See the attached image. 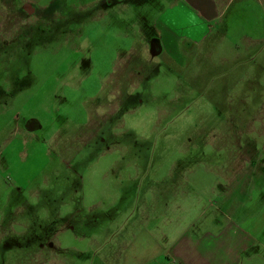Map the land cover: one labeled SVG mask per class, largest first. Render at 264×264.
Returning a JSON list of instances; mask_svg holds the SVG:
<instances>
[{"label":"rangeland","instance_id":"1","mask_svg":"<svg viewBox=\"0 0 264 264\" xmlns=\"http://www.w3.org/2000/svg\"><path fill=\"white\" fill-rule=\"evenodd\" d=\"M178 241L264 264V0H0V264Z\"/></svg>","mask_w":264,"mask_h":264},{"label":"crops","instance_id":"2","mask_svg":"<svg viewBox=\"0 0 264 264\" xmlns=\"http://www.w3.org/2000/svg\"><path fill=\"white\" fill-rule=\"evenodd\" d=\"M170 10L175 11V10H177V7H173ZM177 13L175 15H177ZM161 34H162V32H161ZM152 43L155 45L156 51H159V50L164 51V47H163L161 40L153 39ZM260 176H261V174H260ZM240 178L245 180L244 178H248V176H245V177L239 176L236 179L239 181ZM238 181H237V186L234 187L233 189L240 188L239 186L241 185L242 182L241 181L238 182ZM244 182H246V181H244ZM185 242H187V241H185ZM185 242L184 243L182 242V244H181L180 241H178L173 246L170 245L169 248L166 247L167 249H169V252H171V259L174 262L173 264H210L209 261L211 259L208 257H212V256H210V255L204 256V254H202V253L200 254L198 252V247L194 246L195 247L194 248L193 246L189 245L190 244L189 242H187V243H185ZM211 245L214 246L213 243H211ZM231 261H234L233 256L231 257L229 262H231ZM233 264H235V263H233Z\"/></svg>","mask_w":264,"mask_h":264},{"label":"flooded vegetation","instance_id":"3","mask_svg":"<svg viewBox=\"0 0 264 264\" xmlns=\"http://www.w3.org/2000/svg\"><path fill=\"white\" fill-rule=\"evenodd\" d=\"M29 14H31V13L29 12Z\"/></svg>","mask_w":264,"mask_h":264}]
</instances>
